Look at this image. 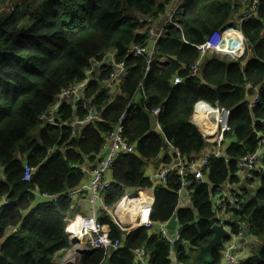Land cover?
Here are the masks:
<instances>
[{
  "label": "trees",
  "instance_id": "trees-1",
  "mask_svg": "<svg viewBox=\"0 0 264 264\" xmlns=\"http://www.w3.org/2000/svg\"><path fill=\"white\" fill-rule=\"evenodd\" d=\"M168 3L169 0H0V241L8 228H17L0 246V264H53L55 254L70 247L66 214L71 202L61 196L55 203L40 202L29 210L36 201L33 191L61 194L84 180L85 172L79 166L95 163L102 135L117 123L141 82L147 97L145 104L134 105L123 132L124 138L135 145V154L122 155L113 165V184L106 196V204L111 207L127 197L126 190L152 187L144 169L166 145L186 157L204 149L206 140L191 123L197 102L230 111L231 132L226 137L236 139V143L225 149L223 158L209 161L207 183L193 180V208L176 212L179 183L174 175L168 178L166 187L154 189L152 219L164 222L176 212L182 239L196 248L186 254L179 247L176 263H202L198 249L213 237L211 197L227 183H238L235 173L239 159L262 148L264 122L259 121L264 119V0L259 2L256 16L240 25L253 57L242 66L240 61L213 56L205 59L197 77L188 74V67L198 58L195 46L201 45L211 32L219 31L217 28L223 26L230 10L226 7L225 14L217 10L210 17L199 10L187 16L179 17V13L180 30L167 26L157 41L158 57L167 62H151L146 71V57L130 53L148 42L145 35L138 33L146 30L147 24L141 25L138 20L143 17L156 22ZM9 7L14 11L6 12ZM226 36L233 35L227 32ZM110 52L115 54V62L124 63L126 68L119 86L121 95L111 102L106 91L100 89L113 70L104 64L97 77L92 75L77 109L71 100H65L55 113V121L61 126L75 118L85 119L89 104L100 113L101 121L75 136L67 127L41 124L38 117L54 106L59 93L84 81L89 62L101 61L104 53ZM175 74L182 77V84H172ZM247 86L259 87V103L252 109L246 105V94H252ZM157 107L161 108V134L151 130L149 111ZM25 164L34 169L30 182L23 181ZM252 177H259L260 185L254 194L244 188L245 183L252 182L244 181L238 186L249 199L234 215L247 225V235L260 241L254 256L244 264H264V170ZM221 208L225 214L230 212L226 203ZM100 222L109 227L110 237L119 238L109 218L103 217ZM139 247L149 253V264H171L166 243L156 236L149 237L143 229L126 237L125 250L108 257L95 251L82 255L78 264H132L131 251ZM219 251L217 247L207 255L210 264H220Z\"/></svg>",
  "mask_w": 264,
  "mask_h": 264
},
{
  "label": "built area",
  "instance_id": "built-area-1",
  "mask_svg": "<svg viewBox=\"0 0 264 264\" xmlns=\"http://www.w3.org/2000/svg\"><path fill=\"white\" fill-rule=\"evenodd\" d=\"M187 1L188 0H179L175 8L169 13L170 16H168V19H166L167 23H165L167 26L180 30L178 10L180 6ZM260 1L261 0L252 1V3L242 11L240 17L241 23L250 17L256 16ZM5 11L10 13L13 12L14 9L13 7H9L5 9ZM138 22L141 25L146 23L143 17L139 18ZM160 32L157 34L154 27L147 26L146 30L138 32L141 35H145L148 40L147 45L145 47H134L131 49L130 53L134 57H146V71H148L151 62L158 61L160 64H165L167 62L166 58H159L157 54V41L162 35V31ZM231 33L233 36L230 38L228 36L226 37V31H213L204 38L201 45L195 46L198 50V58L188 67L189 76H198L199 69L208 55L213 54L225 57L234 50V47H238L241 50V47H239L240 40L235 37L234 32ZM114 57L115 54L111 52L107 53L101 61L94 59L91 60L89 62V69L85 71V80L73 87L62 90L57 96L54 106L47 113L38 117L40 123L43 125L51 124L58 127H67L71 129V135L75 136L80 135L85 127L101 121L100 113L89 104L87 105L88 116L85 119L78 120L75 118L72 121L64 122L61 126L55 121V113L67 99L71 100L74 110L77 109L76 104L82 99L84 92L83 89H85L86 83L92 79L94 65L101 64V66H103L104 64H109L113 68L108 78L101 84L100 89L102 91H107L112 86H120L126 68L124 63H116ZM183 82L184 80L178 74H175L172 78L173 85H180ZM247 89H250L252 94H246V105L248 109H252L259 103V87L247 86ZM138 95H140L142 103L145 104L147 97L143 91L142 82L139 84V90L132 96L131 100L126 105L117 123L111 126L110 131L102 135L103 141L100 146L99 155L94 164L88 165L83 181L61 194L51 195L49 193L33 191V194L39 203H55L61 196H66L70 202L75 200H85L89 206V215L77 217L72 221H69L67 236L68 242L70 239L71 244H69L70 247L68 249H64V255L59 259L58 264H78L82 255L90 254L95 251H102L105 257H108L111 253L125 250V248L122 247V242H126V237L128 235L137 229H143L146 232L147 230H152L155 224L158 225L157 237L168 246V259L171 264H175L177 249L179 247H182L186 254L195 249L193 245L182 239L183 230L178 222L175 229L169 231L167 230V225L171 218L164 222L153 221L152 207L154 195L153 199L150 201L139 194L133 199L125 197V199L121 200L113 207L106 204L107 192L113 183L112 168L115 161L122 155L135 154V145L130 144L124 138L123 132L125 124L130 119V111L134 108V100ZM149 113L154 119H156V121H158V117L161 114V108L157 107L149 111ZM229 117L230 111L225 108L218 107L217 105H210L203 101L197 102L193 108L191 118L200 134L205 138L206 144L208 146L213 145L215 151L200 152L198 154H193L190 157L182 156L176 151L175 155L163 168L153 173L149 180L152 187L156 185L164 188V186L167 185L168 178L171 175H174L179 183V188L175 192L177 198H184L189 205H193V191L191 189L193 180L200 183H206L204 180L208 171L207 167L209 161L212 158L224 157V145L227 141L226 135L231 132ZM197 122L201 127L197 125ZM259 122L263 123L264 119ZM207 123L214 127L213 138H211V134H205L201 131V128H206ZM106 150H108V153L105 157L97 161L99 156ZM260 157L261 148H258L255 152L246 153L239 159L237 162V171L235 173L239 182L234 184L233 187L237 188L244 181L253 182L255 178L252 177V175L261 174L262 168L259 166ZM33 172L34 169L25 164L23 181L30 182ZM249 188L247 189L249 190ZM122 201H130L131 207L130 210L119 213V205L122 204ZM241 202L242 199L239 193L229 200H225L220 194L211 197V207L215 221L213 225L222 226L228 233V237L223 239L220 246V264H244L254 256L242 248L243 243H246L247 225L244 222H239V219L232 220L231 218L232 214L239 212ZM225 203L230 209V212L228 213L229 215L225 214L224 209L221 208ZM101 217L109 218L120 234L119 238L113 239L110 237L109 227L100 222ZM122 218H124V220ZM233 229H235V232H233ZM16 230L17 228L14 227L13 231L15 232ZM131 254L132 264H149V253L144 247L132 250Z\"/></svg>",
  "mask_w": 264,
  "mask_h": 264
},
{
  "label": "crops",
  "instance_id": "crops-1",
  "mask_svg": "<svg viewBox=\"0 0 264 264\" xmlns=\"http://www.w3.org/2000/svg\"><path fill=\"white\" fill-rule=\"evenodd\" d=\"M252 1H254V0H223L222 2L219 3V0H188L185 4L180 6V8L178 10V14L180 13L179 17H180V15L187 16L189 14H195L199 10L201 13H204L206 16L210 17L217 10L220 11L221 14H225V8L228 7L230 12L227 15V17L225 18V20L223 22V26H221L217 29H219L221 31L230 32V33L234 32L235 37L240 40V46L239 47H241V50L238 47L237 48L234 47V50H232V52H230L227 56H225V58L227 60H230V61H236V62L240 61L241 65L244 66L246 64L247 60H249L253 57V54L250 50L247 49V45L245 43V40H244L242 34L240 33V25H241L240 17H241L242 11L248 5H250L252 3ZM178 2H179V0H169L168 5L166 6L165 13L162 16H160L156 22H153L150 20L148 23H146L147 26L154 27L155 31L157 29H159V31H162V33H163L164 28L167 27V24H166L167 22L164 23V21L166 19H168V16H170L169 13L175 8V6L177 5ZM212 6H214L213 11H212ZM229 51H231V50H229ZM213 56H216V55L210 54L205 59L211 60L213 58ZM217 56H219V55H217ZM205 59H204V62L202 65L205 64ZM202 65H201V67H202ZM101 67H102L101 64L93 66V76L97 77L99 75V71H100ZM201 67L199 70H201ZM106 93L109 96V99L111 102L117 96L121 95L119 86H112L111 88H109L106 91ZM140 99H141V97H140V95H138L137 98L134 100V105L142 102ZM67 100L69 101L70 99H67ZM150 120H151L150 122L152 123L151 130L153 132L161 134V130H160V126L158 124V121H156V119H154L151 115H150ZM191 123L193 125H195L192 118H191ZM232 143H236V139H234V138L229 139L227 137V141H226V144L224 145V148L226 149ZM171 147H172V149H171ZM176 151H178V150L176 148H174L173 146L166 145L165 148L162 149L155 158L151 159L150 161H148L146 163V166L144 169V176L148 180H150L153 173H155L159 169L163 168L166 165V163H168L170 161V159L175 155ZM214 151H215V147L213 145H211V146L206 145L201 152H214ZM259 166L262 168V170H264V137L262 140L261 157L259 159ZM79 167L85 172L88 168V163L85 162L84 164L80 165ZM2 173H3V169L0 170V178L1 179H3ZM259 181H260L259 177L255 178L254 181L252 182V184L247 185L245 183L244 188L247 189L250 187L249 191L252 194H254V192L258 189V187L260 185ZM204 182L207 183L206 176H205ZM155 187H158V186L154 185L153 187H150L148 189H143L141 191H139L138 189L126 190V196L129 199H133V198H136L139 194H141V196L143 198L150 201L153 199ZM164 187H166V186H164ZM238 193L240 194V197L242 199L239 210H242V207L247 203L249 197H247V199H246V197L241 194V190L239 189V187L236 188V187H233V184L227 183L226 185H224L221 188V190L219 191L218 194H220V196L223 197L225 200H229V199L235 197V195ZM192 194H193V192H192ZM177 202L178 203H177V211L176 212H178L180 209H186V208L192 209L193 208V205H189L188 202L184 198H178ZM35 203H37V202L35 201ZM119 210H122V208ZM176 212H175V214H177ZM89 213H90L89 206L85 200H75V201L71 202V208L66 214V220L69 223L70 220L72 221L73 219H75L77 217L87 216V215H89ZM194 213H195V211H194ZM234 218L238 219V216L235 215ZM101 219H103V217H101L100 220ZM177 220H178V217H177ZM178 224L180 225L179 221H178ZM14 233L15 232L13 231V227L8 228L5 231L4 239L0 241V246L2 245V243L4 242L5 239L9 238ZM147 235L149 237H151V236L157 237L158 236V225L155 224V226L153 227L152 230H147ZM69 244H71L70 239H69ZM259 245H260V241L257 238H255L251 235H247L246 236V243H243L242 248L245 249L246 252L254 255V253H255L254 250L257 246L259 247ZM122 247L125 248V242L124 241L122 242ZM194 250H196V248L193 249V251ZM198 251H199V249H198ZM63 255H64V250L57 252L54 256L53 264H58L59 259ZM175 264H177L176 261H175Z\"/></svg>",
  "mask_w": 264,
  "mask_h": 264
},
{
  "label": "water",
  "instance_id": "water-1",
  "mask_svg": "<svg viewBox=\"0 0 264 264\" xmlns=\"http://www.w3.org/2000/svg\"><path fill=\"white\" fill-rule=\"evenodd\" d=\"M144 21L146 23H148L149 18H144ZM165 22H166V20L164 21V23ZM155 32L158 34L160 31H159V29H157ZM105 55H106V53H104V56ZM107 153H108V150H106L104 153H102L99 156V158L97 159V161L102 159L103 157H105V155ZM37 203H39V202L37 201ZM37 203L32 204V206L29 208V210H31ZM177 222H178L177 214H174L171 217V219L167 225V230L173 231L175 229ZM211 232L213 233V237L204 247L199 249L198 255H197L199 258L206 257L212 250L216 249L217 247H220L223 239L228 237V233L223 229L222 226L212 225L211 226Z\"/></svg>",
  "mask_w": 264,
  "mask_h": 264
},
{
  "label": "bare ground",
  "instance_id": "bare-ground-1",
  "mask_svg": "<svg viewBox=\"0 0 264 264\" xmlns=\"http://www.w3.org/2000/svg\"><path fill=\"white\" fill-rule=\"evenodd\" d=\"M197 125L198 126H201L198 122H197ZM201 131L203 133H205V134H211L210 136H211V138H213V135H214V127L211 126V125H209L208 123H207V126H206L205 129L201 128ZM121 205H122L121 206L122 210H119V213H123L124 211L130 210L131 202L130 201H124ZM122 219L124 220V218H122Z\"/></svg>",
  "mask_w": 264,
  "mask_h": 264
},
{
  "label": "rangeland",
  "instance_id": "rangeland-1",
  "mask_svg": "<svg viewBox=\"0 0 264 264\" xmlns=\"http://www.w3.org/2000/svg\"><path fill=\"white\" fill-rule=\"evenodd\" d=\"M90 82V80L88 81V83ZM88 83H86V86H87V84ZM86 88V87H85ZM83 90H85V89H83ZM227 215H229L228 213H227ZM234 214H232L231 215V218H232V220H236L235 218H234ZM192 253V252H191ZM194 258V257H193ZM54 259V258H53ZM200 260H201V262L203 263V264H210L211 263V259H210V256H206V257H202V258H200ZM202 263H200V264H202Z\"/></svg>",
  "mask_w": 264,
  "mask_h": 264
},
{
  "label": "clouds",
  "instance_id": "clouds-1",
  "mask_svg": "<svg viewBox=\"0 0 264 264\" xmlns=\"http://www.w3.org/2000/svg\"><path fill=\"white\" fill-rule=\"evenodd\" d=\"M111 53V52H110ZM107 54V53H106ZM38 200L36 199V202H37ZM39 202V201H38ZM14 228V227H13Z\"/></svg>",
  "mask_w": 264,
  "mask_h": 264
}]
</instances>
